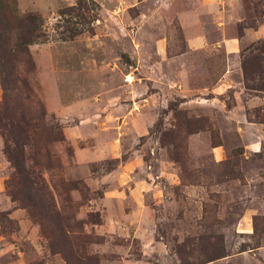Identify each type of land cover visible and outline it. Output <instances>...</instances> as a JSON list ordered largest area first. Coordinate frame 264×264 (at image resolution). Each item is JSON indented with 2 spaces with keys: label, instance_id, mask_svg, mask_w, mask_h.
Masks as SVG:
<instances>
[{
  "label": "rangeland",
  "instance_id": "374dc122",
  "mask_svg": "<svg viewBox=\"0 0 264 264\" xmlns=\"http://www.w3.org/2000/svg\"><path fill=\"white\" fill-rule=\"evenodd\" d=\"M14 1L44 35L26 76L44 129L23 150L43 202L0 130V264H264V92L240 65L264 0Z\"/></svg>",
  "mask_w": 264,
  "mask_h": 264
},
{
  "label": "trees",
  "instance_id": "16d2710c",
  "mask_svg": "<svg viewBox=\"0 0 264 264\" xmlns=\"http://www.w3.org/2000/svg\"><path fill=\"white\" fill-rule=\"evenodd\" d=\"M40 26L36 15H19L14 0H0V130L6 139L4 154L24 191L22 198L31 208L42 206L43 201L36 195L42 187L28 175L23 150L31 138L43 132L45 111L26 79L34 70L27 46L44 36ZM240 65L244 87L264 92V38L241 53ZM38 141L44 144L48 139L40 134Z\"/></svg>",
  "mask_w": 264,
  "mask_h": 264
},
{
  "label": "crops",
  "instance_id": "0c3cea01",
  "mask_svg": "<svg viewBox=\"0 0 264 264\" xmlns=\"http://www.w3.org/2000/svg\"><path fill=\"white\" fill-rule=\"evenodd\" d=\"M205 1H208V8L204 7V3ZM212 0H199L200 5H202V7H204L206 10H208L210 12V14H216L217 9H215V6L212 4L211 2ZM191 23H192V27L194 28H198L199 26H197L199 24V21L197 18H195L194 16H189ZM218 27H220L221 23H217L216 24ZM264 26L258 27L254 30L253 32V36L254 39H258L259 37H263L264 36ZM196 36L191 39L190 41H188V47H193V48H201L206 44V41L203 37V35L196 31ZM222 46L224 47V49L226 50L227 54L229 53H234L235 52V48L233 45V42H231L230 39H223L222 41Z\"/></svg>",
  "mask_w": 264,
  "mask_h": 264
},
{
  "label": "built area",
  "instance_id": "2783aa9c",
  "mask_svg": "<svg viewBox=\"0 0 264 264\" xmlns=\"http://www.w3.org/2000/svg\"><path fill=\"white\" fill-rule=\"evenodd\" d=\"M125 81L130 82V80L128 78H125Z\"/></svg>",
  "mask_w": 264,
  "mask_h": 264
}]
</instances>
